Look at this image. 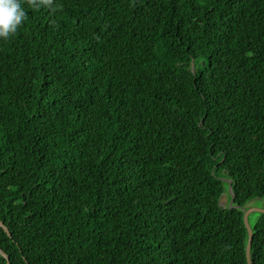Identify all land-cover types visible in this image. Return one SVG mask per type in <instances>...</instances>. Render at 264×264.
Returning <instances> with one entry per match:
<instances>
[{
	"label": "trees",
	"instance_id": "obj_1",
	"mask_svg": "<svg viewBox=\"0 0 264 264\" xmlns=\"http://www.w3.org/2000/svg\"><path fill=\"white\" fill-rule=\"evenodd\" d=\"M21 2L0 37V264H249L264 0ZM250 224L264 264V212Z\"/></svg>",
	"mask_w": 264,
	"mask_h": 264
},
{
	"label": "clouds",
	"instance_id": "obj_2",
	"mask_svg": "<svg viewBox=\"0 0 264 264\" xmlns=\"http://www.w3.org/2000/svg\"><path fill=\"white\" fill-rule=\"evenodd\" d=\"M25 18L21 0H0V37L14 33Z\"/></svg>",
	"mask_w": 264,
	"mask_h": 264
},
{
	"label": "rangeland",
	"instance_id": "obj_3",
	"mask_svg": "<svg viewBox=\"0 0 264 264\" xmlns=\"http://www.w3.org/2000/svg\"><path fill=\"white\" fill-rule=\"evenodd\" d=\"M229 187V185H228ZM230 192L227 190L222 194L220 198V205L229 206L231 204ZM246 208H253L254 210L249 215V222L253 223L258 212H264V198L256 197L248 201Z\"/></svg>",
	"mask_w": 264,
	"mask_h": 264
},
{
	"label": "water",
	"instance_id": "obj_4",
	"mask_svg": "<svg viewBox=\"0 0 264 264\" xmlns=\"http://www.w3.org/2000/svg\"><path fill=\"white\" fill-rule=\"evenodd\" d=\"M229 181L231 182V180H229ZM228 191L230 192V194L232 196L234 195L233 194V191H232L231 184H229ZM253 210H254L253 208H244V215H243L244 216L245 226L247 228L248 235H249L248 242H247V245H246V257H247V261H248L249 264H252L251 258H250V250H251V245H252V240H253V229H252V226H251L248 218H249V214ZM0 225H3V223H2L1 220H0ZM5 229L8 232V234H10L9 230L6 227H5ZM0 252L2 253L3 256H5L7 258V263H9V256H8V254H6V252L4 250H2L1 248H0Z\"/></svg>",
	"mask_w": 264,
	"mask_h": 264
}]
</instances>
